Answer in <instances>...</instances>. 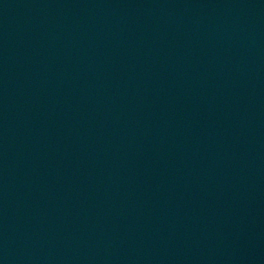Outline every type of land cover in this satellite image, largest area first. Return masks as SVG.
I'll return each mask as SVG.
<instances>
[{"label": "water", "instance_id": "95a60500", "mask_svg": "<svg viewBox=\"0 0 264 264\" xmlns=\"http://www.w3.org/2000/svg\"><path fill=\"white\" fill-rule=\"evenodd\" d=\"M0 264H264V0H0Z\"/></svg>", "mask_w": 264, "mask_h": 264}]
</instances>
